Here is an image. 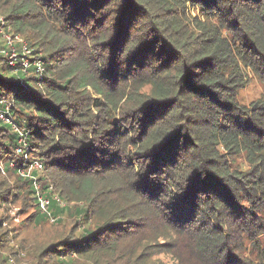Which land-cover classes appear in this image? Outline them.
<instances>
[{
  "label": "trees",
  "instance_id": "16d2710c",
  "mask_svg": "<svg viewBox=\"0 0 264 264\" xmlns=\"http://www.w3.org/2000/svg\"><path fill=\"white\" fill-rule=\"evenodd\" d=\"M0 15L31 48L0 53L21 131L0 119V264L24 248L12 206L70 224L31 264H146L157 226L225 264H254L233 250L245 235L264 262V97L238 98L249 71L264 83V0H0ZM20 138L43 172H21Z\"/></svg>",
  "mask_w": 264,
  "mask_h": 264
},
{
  "label": "rangeland",
  "instance_id": "374dc122",
  "mask_svg": "<svg viewBox=\"0 0 264 264\" xmlns=\"http://www.w3.org/2000/svg\"><path fill=\"white\" fill-rule=\"evenodd\" d=\"M0 22V25L4 27L6 33L13 34V31H11L9 27L3 25L5 20L1 15ZM0 41L5 42L1 34ZM0 53L8 55L2 53L1 49ZM249 73L250 81L245 87L240 89L238 95L240 102L243 104H249L257 98L264 97V83L252 71H249ZM232 160H234V164L238 165L241 169H249L250 167L246 160L245 153L234 155L231 157V161ZM19 209V206H12L10 209L11 218L8 220V223L16 239L21 240V243L24 244V248H22L19 255L13 257L11 261L13 264H31L34 247L56 239L70 224L57 225V223H51L49 221L35 223L32 219L27 218L31 210H29V212H23L22 209ZM145 233H147V231ZM155 233L159 236L158 241L161 242V244L160 247L150 249L151 256L146 264H225L219 259L208 258L198 251L195 246V240L187 233L181 234L175 231H165L163 227L157 226L153 232H148L147 235L154 236ZM164 235H166V239ZM231 238L233 250L237 257L243 258L244 256H251L254 260V264H264V262L258 258L257 253L254 254L252 252L251 242L247 239L248 237L245 235H237L235 232L232 233ZM131 242L132 240L127 241L128 244H131ZM230 264L240 263L236 262Z\"/></svg>",
  "mask_w": 264,
  "mask_h": 264
},
{
  "label": "built area",
  "instance_id": "2783aa9c",
  "mask_svg": "<svg viewBox=\"0 0 264 264\" xmlns=\"http://www.w3.org/2000/svg\"><path fill=\"white\" fill-rule=\"evenodd\" d=\"M3 25L5 26V23ZM0 34L4 38L6 44L8 45V48L3 49L2 52L9 55L10 64L14 65L19 60V53L17 51V45L21 46L24 54L31 52L29 42L22 35L14 34V33L13 34L6 33L2 25H0ZM21 60L23 63V70L25 72L27 71L30 64L35 65L40 71H42L43 69L42 68L43 62L40 59H34L33 62H30L28 57H23L21 58ZM0 119L4 121L5 123L11 124L14 130L21 132L20 128L14 122L13 117L11 116V110H10L9 104L6 103L2 99H0ZM19 143L21 145L17 146L16 150L18 151V153H23L25 160L29 161V164H28L29 168L27 170L26 168H21L22 169L21 172L23 174H27L30 176H33L31 173L33 168L34 170H37L38 172H43L44 170L43 163L38 158L34 159L35 157L32 154L25 152L24 149H25L26 143L24 142L23 138L19 139ZM38 201H39L41 210L43 212H47L48 214H50V211H49L50 199L38 193ZM54 219H55L54 217L51 218V220H54Z\"/></svg>",
  "mask_w": 264,
  "mask_h": 264
}]
</instances>
